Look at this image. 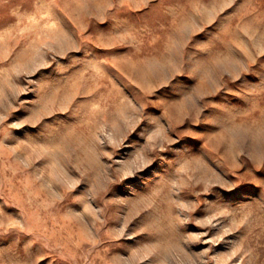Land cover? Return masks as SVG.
Segmentation results:
<instances>
[{"label":"rangeland","instance_id":"rangeland-1","mask_svg":"<svg viewBox=\"0 0 264 264\" xmlns=\"http://www.w3.org/2000/svg\"><path fill=\"white\" fill-rule=\"evenodd\" d=\"M0 264H264V0H0Z\"/></svg>","mask_w":264,"mask_h":264}]
</instances>
